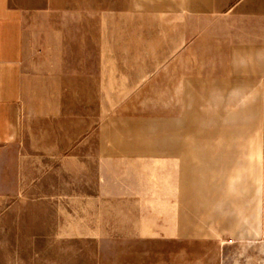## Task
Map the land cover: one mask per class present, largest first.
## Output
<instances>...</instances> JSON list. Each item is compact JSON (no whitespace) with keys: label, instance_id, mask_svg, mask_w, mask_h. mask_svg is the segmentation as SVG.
I'll return each instance as SVG.
<instances>
[{"label":"rangeland","instance_id":"1","mask_svg":"<svg viewBox=\"0 0 264 264\" xmlns=\"http://www.w3.org/2000/svg\"><path fill=\"white\" fill-rule=\"evenodd\" d=\"M162 3L52 0L48 15H30L38 46L63 49L66 60L42 72H53L55 111L36 137L61 151L38 153L35 176L27 161L20 175L10 161L1 167L0 264H264V41L249 47L237 39L242 25ZM75 144L100 146V158ZM82 167L100 169L102 195L134 167L149 172L154 192L160 177H194L158 190L196 188L212 246L164 247L155 231L140 237L109 223L124 200L59 198L74 195L70 172ZM172 202L175 213L185 206Z\"/></svg>","mask_w":264,"mask_h":264},{"label":"crops","instance_id":"2","mask_svg":"<svg viewBox=\"0 0 264 264\" xmlns=\"http://www.w3.org/2000/svg\"><path fill=\"white\" fill-rule=\"evenodd\" d=\"M162 1L163 6L193 9L192 11L205 17L220 15L222 23L242 25V28H237V39L249 41V47L256 46L255 42L250 41H264V0ZM42 3V5L31 3L24 6L16 0H0V169L5 162L10 161L8 164L19 170V175L21 168L26 167V161L28 167L35 172L38 153L39 157L46 158L55 151H61V145H51L54 146L51 147L50 144L36 142L38 122H50L54 119L55 111L52 99H46L47 96L49 97V94L46 95V89L52 87L53 72L49 71L48 74L42 72L46 71L48 64L60 69L66 64L63 49L41 48L36 43L35 33L38 26L36 18H31L30 15L34 17L48 15L52 7V0H43ZM259 46L261 49V44ZM47 57L48 60L44 61ZM42 67L45 70H42ZM60 73H56V78ZM72 148L73 151H97L96 157L100 158V146L75 144ZM74 157L77 159L75 162L78 163L84 158L83 155ZM137 157L142 156H129V158ZM91 159H95V156L93 155ZM94 169L96 170L91 171L92 175L86 172L85 167L71 171V175L77 177V186L72 191L74 195L59 198L124 200L123 207L109 208V223L129 226L130 231L140 237L142 233L155 231L160 236L159 244L164 247L176 245L193 247L197 242L203 246H212L214 240L209 234L214 230L213 225L198 223L196 188L192 190L189 187L188 191L181 192L175 189L158 190V184L165 185L166 181L168 184L178 182L180 185V182L186 184L192 179L190 182L196 183L194 177L182 175L178 179L173 174L168 179L160 177L154 183L157 185L154 192L149 190V172L144 168L134 167L126 172L131 176L122 187L118 186L117 191L107 189L111 193L102 195L100 169L98 167ZM34 172L32 173L35 176L36 172ZM87 175H91L93 179L85 185L84 180L79 181V179L80 177L85 179ZM29 198L35 199L36 196ZM173 200L185 201V206L180 207L178 213L174 212L176 209ZM204 204H200L202 208H206L207 205ZM152 207H155V210ZM183 210H189L193 215Z\"/></svg>","mask_w":264,"mask_h":264},{"label":"clouds","instance_id":"3","mask_svg":"<svg viewBox=\"0 0 264 264\" xmlns=\"http://www.w3.org/2000/svg\"><path fill=\"white\" fill-rule=\"evenodd\" d=\"M238 94V90H234Z\"/></svg>","mask_w":264,"mask_h":264}]
</instances>
